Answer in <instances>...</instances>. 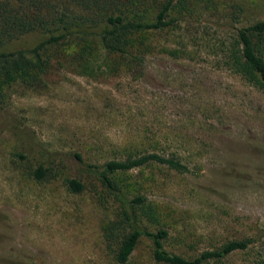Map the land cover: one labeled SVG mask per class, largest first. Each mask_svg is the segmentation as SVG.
<instances>
[{"label":"rangeland","instance_id":"obj_1","mask_svg":"<svg viewBox=\"0 0 264 264\" xmlns=\"http://www.w3.org/2000/svg\"><path fill=\"white\" fill-rule=\"evenodd\" d=\"M172 15L173 26L145 34L142 61L111 56V69L99 68L98 39L71 37L48 48L41 81L6 87L0 264H119L103 236L117 203L81 173L75 152L98 164L173 153L188 172L154 163L121 172L120 195L142 193L158 208L170 252L194 258L245 240V249L203 264H264V89L223 64L235 27L264 20V0H185ZM44 38L34 30L4 47L31 49ZM41 163L52 165L53 178L33 179ZM79 174L84 189L70 191L64 180ZM123 264L161 263L142 236Z\"/></svg>","mask_w":264,"mask_h":264},{"label":"trees","instance_id":"obj_2","mask_svg":"<svg viewBox=\"0 0 264 264\" xmlns=\"http://www.w3.org/2000/svg\"><path fill=\"white\" fill-rule=\"evenodd\" d=\"M176 7L183 11L185 0H0V104L10 84L19 80L25 84L41 81L49 69L48 48L71 37L89 35L98 39L104 51L99 68L111 69V56L142 61L136 52L144 45L145 34L173 26L178 21L172 15ZM34 30L44 32L46 38L33 48L5 49L6 43ZM223 64L253 86L264 89V20L235 27L233 42L224 47ZM71 159L81 173L93 176L117 203L115 218L103 231L105 247L117 263L127 262L142 236L151 241L153 259L161 264H203L247 247L245 240H230L194 258L170 252L164 247L169 230L164 227L158 208L142 193L120 195L121 186L115 175L121 172L150 163L179 173L188 172L187 164L173 153H129L101 164L84 163L80 152H75ZM30 174L35 181L55 176L52 165L43 163ZM64 181L73 192H81L85 187L81 174Z\"/></svg>","mask_w":264,"mask_h":264}]
</instances>
